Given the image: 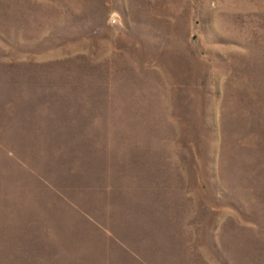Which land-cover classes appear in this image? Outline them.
Segmentation results:
<instances>
[{"label": "rangeland", "instance_id": "1", "mask_svg": "<svg viewBox=\"0 0 264 264\" xmlns=\"http://www.w3.org/2000/svg\"><path fill=\"white\" fill-rule=\"evenodd\" d=\"M0 235L36 264H264V0H0Z\"/></svg>", "mask_w": 264, "mask_h": 264}, {"label": "trees", "instance_id": "2", "mask_svg": "<svg viewBox=\"0 0 264 264\" xmlns=\"http://www.w3.org/2000/svg\"><path fill=\"white\" fill-rule=\"evenodd\" d=\"M40 111H41L40 117H43V118H50V116L52 117L57 116L59 118L63 117L61 114L54 111V109L52 110L49 106L43 105ZM56 128L58 132H63L61 128L59 127H56ZM69 148H71V146H69ZM1 237L2 236L0 235V263L1 262L3 263L7 262L10 264H34L35 263L34 262V258L36 254L35 249H33L32 251H27V250H22V249H16L13 251H11L12 249L8 250L1 245L3 241Z\"/></svg>", "mask_w": 264, "mask_h": 264}]
</instances>
